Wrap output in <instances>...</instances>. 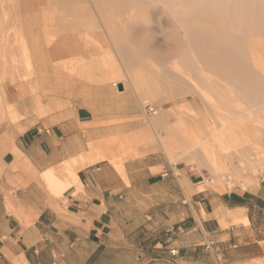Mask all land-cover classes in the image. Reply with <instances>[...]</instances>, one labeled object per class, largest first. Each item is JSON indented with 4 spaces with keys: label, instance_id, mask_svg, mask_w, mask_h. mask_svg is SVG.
<instances>
[{
    "label": "crops",
    "instance_id": "crops-1",
    "mask_svg": "<svg viewBox=\"0 0 264 264\" xmlns=\"http://www.w3.org/2000/svg\"><path fill=\"white\" fill-rule=\"evenodd\" d=\"M62 100L0 122V264H264V164L249 188H200L164 153L109 152L139 123L102 95Z\"/></svg>",
    "mask_w": 264,
    "mask_h": 264
},
{
    "label": "bare ground",
    "instance_id": "bare-ground-1",
    "mask_svg": "<svg viewBox=\"0 0 264 264\" xmlns=\"http://www.w3.org/2000/svg\"><path fill=\"white\" fill-rule=\"evenodd\" d=\"M16 5L19 24L17 31L23 36L27 35L29 39L24 40L21 47L28 57L26 61L29 60L30 68L27 76L30 75V77L27 78L24 73H21L23 72L19 68L21 66L14 63V53L17 48L13 42L9 41L7 35L9 28L0 25V56L4 60L3 63L0 62L3 66V73L6 74L4 80L0 82L2 98L0 99L4 103H11V106H23L29 99L43 102L42 96L48 93L52 82L49 76L51 57L57 54L52 45V35H69L70 27L74 23L72 33L80 45V52L83 55L88 53L90 56H87L90 59L98 60L102 51L95 46L88 33L82 30L79 22L86 19L93 20V12L102 16L105 22L111 23L114 19L112 16L116 12H129L142 16L149 9H153L151 13L153 20H156L160 14H165L168 17L167 23L174 24L172 37L175 46L185 42L191 54L203 60L207 68L212 70V74L220 78V80L207 79L209 84H215L217 87L225 82L238 98H246L250 103H254L247 109L248 115L255 112L258 102L264 101V80H262L264 76L258 65L254 63L255 50L257 51L259 43L253 39L247 40L249 37L264 35V0H32L30 2L16 0ZM108 36L114 43L116 56L124 64L130 66L140 62L144 57L164 60L173 52L169 49H157L144 41L132 44L122 39L119 40L121 33L116 30V27L109 32ZM180 54L183 59H187V52L181 51ZM57 55H63L62 51ZM94 68L97 70V67ZM165 68L156 74V81L162 92H168L171 96L181 98L184 92L191 90L188 77ZM150 93L151 91L148 95ZM206 99L204 97L200 99L206 105L204 109L200 105L202 101L198 103L197 98L193 96L189 103V111L185 115L178 113L176 129L166 127L167 122L163 113L154 112L152 120L159 126H165L168 132V138L161 139L160 146L164 152H173L178 149L182 156L188 155L197 164H204L214 173L216 182L217 180H231L233 177L227 171L226 160L222 158H227L231 154L219 151L226 150L228 146H234L233 148L237 146L235 145L237 139H234L236 134H231L236 131L234 127L236 129L241 127L235 125L242 123L240 120L237 122L228 120L229 123L226 121L227 124L233 126L234 130L231 127L228 128L225 122L214 124L217 121L214 122V119L219 117L223 111L220 112L222 109L215 107L209 108L210 103ZM241 129L238 130L242 131ZM240 131H238L239 134H241ZM197 135H199L198 139ZM232 140L235 141H233L234 145ZM254 144L252 143L253 146ZM143 146L155 148L148 136L144 138ZM240 149L233 154L237 157L240 166L245 169L247 168L245 160L248 162L252 160L246 152L247 147ZM177 159L172 160L177 162ZM229 165L233 167L236 174L240 172L237 165L232 162Z\"/></svg>",
    "mask_w": 264,
    "mask_h": 264
},
{
    "label": "rangeland",
    "instance_id": "rangeland-1",
    "mask_svg": "<svg viewBox=\"0 0 264 264\" xmlns=\"http://www.w3.org/2000/svg\"><path fill=\"white\" fill-rule=\"evenodd\" d=\"M30 1L32 0H28V2ZM14 5H16V0H0V25H5L6 28H9V30H7L9 31L7 33L9 41L11 43L13 42L17 48L14 53V63L21 66H18L21 71L23 70L21 73L27 76L30 68L28 65L29 60L26 61L28 57L21 47V43L29 39L27 35L23 36L22 33L19 34V31H17V26H19L16 14L17 5L16 7H14ZM152 11L153 9H149L142 14V16H136L134 13L129 12H116L114 16H112L114 19L111 23L105 22L102 16L93 12V20L86 19L83 22H79L80 26H82V30L84 29V31L88 33L94 41L95 46L99 47L102 51L98 60L90 59L88 53L87 56L80 52V45L75 39L74 33H72L74 23L70 27L71 31L69 35H52L54 50L57 54L62 51L63 55L58 56L54 54L51 57L49 76L52 82L48 93L42 96L43 102L40 103V101L37 102L38 100L29 99L30 102L27 100L29 104L26 102L23 106H11V103H4L0 96V122L5 121L7 123L17 120L39 122L45 118L47 107L49 104L50 106L52 105V100H54L53 105L56 107L63 105L62 99L65 98V100H67L73 93L79 94L86 100L97 99L102 95L104 99L114 104V108L119 116L130 113L139 123L135 126L132 133L118 135V137H112V140L103 142V146L108 149L109 152H138V148L143 146V142L141 139L138 140L136 136L139 133H144L143 139L148 136L151 143L155 145V148H149L151 152L164 153L168 161L172 165L176 164L178 169L184 167L191 168L193 172L200 175L203 180L200 188L210 186L219 192H224L234 188L243 190L256 184L264 164V101L258 102L255 106V112L248 115L246 111L254 103H250L246 98H238L234 92L230 90L231 87L225 82H222L217 87L215 84H209V80L207 79L216 78L217 76L212 74V70L207 68L203 60L191 54L190 48L185 42L175 46L172 37L174 24L167 23L168 17L165 14H160L156 20H153L151 16ZM113 26L121 33L119 40L122 39L132 44L144 41L157 49H169L173 52L164 60L144 57L135 65L132 64L133 66L126 65L114 53V43L108 36L109 32L113 30ZM21 37L23 38L21 39ZM251 39L259 43L257 51L255 50V57L257 59H254V63L258 65L264 76V35L247 38L249 41ZM19 47H21L20 49L22 50H20ZM181 51L187 52V59H183L180 54ZM1 59V62L4 61ZM1 62L0 82H2L6 76V74L3 73V66H1L3 62ZM8 62L10 61L8 60ZM94 67H97V70ZM163 68L181 73L185 77H188L191 82V90L184 92L181 98L177 96L176 98L173 95L171 96L168 92H162V90H160V85L156 81V74ZM29 77L27 76V78ZM202 79H204L205 82ZM216 79L220 80V78ZM262 80L264 79L262 78ZM119 85L122 86V90L119 89ZM217 90L219 95L216 93ZM147 91H151L150 95H148L149 92L147 93ZM193 96L197 98L198 103L202 101L200 99L203 97L206 99L207 97L206 100L209 101L210 104L208 105L207 102L206 104L209 108L215 107L219 108V110L222 109L220 111H223L221 115L214 119V122L217 120L214 124H224L225 122L228 128H232L233 126H231V124H227L229 121L233 122L234 120L237 122V120H240L242 123L235 125H240L242 129L241 127H238V129L242 131L234 127L237 132L235 131L234 134H231H236L234 139H240L238 142L236 140L237 143L234 140L231 141L232 144L234 142L235 145L237 144L235 147L236 149L233 148L234 146H228L226 150L219 151L229 152L231 154L229 156L227 155V158L222 157L224 161L226 160L227 171L231 173L233 177L231 180H217L218 182H216L214 173L204 164H197L191 157H188V155L186 157L183 155V158L178 149H175L173 152H164L160 146L161 139L168 138V132L165 126H159L152 120L155 115L154 112L163 113L164 119L167 122L166 127L176 129L178 127L177 115L179 116L180 113V115H185L187 111H189V103H191V98ZM165 97H167V99ZM66 102L67 104H71L70 101ZM200 105L205 109L206 105L203 101ZM147 106H153L155 111L151 113L147 112ZM226 121L228 122L226 123ZM238 131H240L241 134H239ZM238 135L241 137L239 138ZM198 138L199 135H197V139ZM252 143H255L254 146ZM245 146L248 148L246 152L252 161L248 162L245 160L247 168L243 169L233 153L237 152L240 148L245 149ZM180 155L181 157H179ZM174 158H178L177 162H173ZM230 162L237 165L240 171H238V174H236L233 167L229 165Z\"/></svg>",
    "mask_w": 264,
    "mask_h": 264
},
{
    "label": "built area",
    "instance_id": "built-area-1",
    "mask_svg": "<svg viewBox=\"0 0 264 264\" xmlns=\"http://www.w3.org/2000/svg\"><path fill=\"white\" fill-rule=\"evenodd\" d=\"M113 85H114V84H113ZM114 86H115V85H114ZM146 111L151 113V112H154L155 110H154L153 106H147ZM167 174H168V172H163V173H162V176H166ZM176 174H177V173H176ZM170 253H171L172 255H174V254H175V250H171Z\"/></svg>",
    "mask_w": 264,
    "mask_h": 264
},
{
    "label": "water",
    "instance_id": "water-1",
    "mask_svg": "<svg viewBox=\"0 0 264 264\" xmlns=\"http://www.w3.org/2000/svg\"><path fill=\"white\" fill-rule=\"evenodd\" d=\"M119 89L122 90V86L121 85H119Z\"/></svg>",
    "mask_w": 264,
    "mask_h": 264
}]
</instances>
